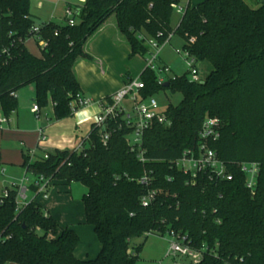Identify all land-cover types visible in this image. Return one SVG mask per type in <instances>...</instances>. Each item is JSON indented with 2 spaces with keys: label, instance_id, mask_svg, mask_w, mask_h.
<instances>
[{
  "label": "trees",
  "instance_id": "16d2710c",
  "mask_svg": "<svg viewBox=\"0 0 264 264\" xmlns=\"http://www.w3.org/2000/svg\"><path fill=\"white\" fill-rule=\"evenodd\" d=\"M260 1L253 8L246 0H203L196 5L183 0H85L76 5V23L70 25L36 24L30 0H0V107L7 115L18 106L12 93L33 85L40 108L51 100L56 120L71 117L72 102L82 95L76 66L81 60H94L87 42L111 15L130 47V57L147 56L146 39L162 45L178 33L184 50L211 65L200 81H191L187 71L168 79V85L159 82L156 71L143 69V97L161 91L182 94L178 104L169 103L165 110L171 123L154 122L145 131V161L128 142L131 128L122 114L108 122L111 136L106 146L101 142L103 130L92 124L80 151L24 155L22 165L31 176L87 188L82 195L86 222L93 226L101 248L95 257H77L80 236L74 228L62 227L36 199L19 207L17 190L6 187L7 195H0V264H137L144 243L135 239L171 232L186 235L193 248L203 251L198 264H264V0ZM176 4H184L185 11L174 28ZM34 26H39L38 32ZM32 36L40 56L26 47ZM207 117L219 120L220 136L210 147L232 179H210L202 173L192 184L175 161L198 146ZM244 162L258 164L254 191L246 184ZM145 175L147 184L139 182ZM30 190L37 187L31 185ZM153 190L155 198L145 206L142 199Z\"/></svg>",
  "mask_w": 264,
  "mask_h": 264
},
{
  "label": "built area",
  "instance_id": "2783aa9c",
  "mask_svg": "<svg viewBox=\"0 0 264 264\" xmlns=\"http://www.w3.org/2000/svg\"><path fill=\"white\" fill-rule=\"evenodd\" d=\"M84 2V1H83ZM174 10L182 14L185 11L184 4L174 5ZM67 22L70 25H74L76 20L74 19L75 11L72 7L66 9ZM34 32L39 31V26L33 27ZM143 38V36H140ZM193 41V40H192ZM149 46V52L146 56V67L156 71L159 76V82L165 83L163 74L171 70L169 66L164 64L161 60L160 50L161 46L154 39H146ZM41 45L45 44V41L40 42ZM185 54L183 58L187 64L189 79L197 82L203 79L201 71L198 67L197 59L187 50H184ZM144 88V83L140 78L128 79L124 86L110 95V99H103L99 102L100 110L94 119L93 124L100 127L103 130L101 135V142L103 145H107L111 136V130H108V122L115 119L119 115H123L126 125L131 128V133L128 136V142L132 150L137 151V154L141 161H145L143 156L144 151L142 149V140L145 131L154 123L170 124L165 111H159V105L153 96L143 97L141 95V89ZM14 96H16L15 93ZM92 103L90 98L84 97L78 94L76 99L72 102L74 111L88 106ZM39 105L34 102L32 105V112L39 116ZM10 115L5 114L0 107V127L5 126L10 121ZM41 138L45 140L46 134L44 129H40ZM220 136L219 120L216 117H207L202 125L200 131V143L195 149H187L183 152V155L175 161V165L182 170L185 174L189 175L190 182L195 184L200 174H207L210 179H227L231 180L232 175L228 173L227 166L223 160L219 158L217 152L210 147V142L215 141ZM88 137V135L86 136ZM84 147V139L81 140L74 148L77 151L82 150ZM46 156V155H45ZM47 157V156H46ZM242 170L247 175V186L254 191L257 177H258V164L244 162L241 164ZM139 182L147 184L149 182L148 176L145 175ZM37 187L36 191H31L30 186ZM52 185L50 179L44 176L33 177L27 172L20 182H13L9 187L17 190V204L19 207L25 205L29 199L28 192L33 193V198L38 196L47 197L48 189ZM7 190L3 192L7 195ZM156 191H149L143 197V204L149 205L155 198ZM169 244L166 252V257L172 258L171 264H198L203 258V251L193 248L186 235L176 234L171 232L169 234Z\"/></svg>",
  "mask_w": 264,
  "mask_h": 264
},
{
  "label": "crops",
  "instance_id": "0c3cea01",
  "mask_svg": "<svg viewBox=\"0 0 264 264\" xmlns=\"http://www.w3.org/2000/svg\"><path fill=\"white\" fill-rule=\"evenodd\" d=\"M62 1L63 0H30V12L35 19L36 24L54 21L56 9ZM83 1L85 0H79L80 3H83ZM67 2L68 7H70L71 4H69V1ZM76 5L78 4H75V6ZM64 21L66 22V18ZM86 50L94 57V60L79 61L76 66V74L81 84L82 95L84 97L90 98L92 100V103L86 107L79 109L71 117L56 120L54 117L53 103L51 102V100H49L48 105L51 110L47 115L45 124H50L48 126L42 127L45 130V134L47 136V139L45 140L49 146V149L47 150L74 149L76 145L81 140L85 139L89 134L94 119L100 110L99 102L112 95L117 90L121 89L126 81L128 79H131V77L129 76L124 77L122 66L125 63H127L128 66L130 65L129 74H131V72H134L135 74H141L143 69L146 67L143 56L136 55L134 57H130V47L124 36L119 32L117 21L114 15H111L100 27L98 32L88 40ZM30 52L36 56L41 55V50L40 52ZM161 60L163 62L162 57ZM113 63L120 65L121 71L118 75L116 74L114 80H109L108 70L112 67ZM32 89L34 90V87H32ZM37 118H41V109ZM11 125H13L14 127L16 125L18 127V110L14 111L11 114L10 121L5 126ZM52 185L55 186L62 184L56 183ZM6 187L9 186H5V188ZM68 188L66 187L64 191H58L55 200L59 203L61 200L63 203L69 205L70 199H73L70 198L68 200V198L63 195V193L70 192ZM48 197L49 193L47 197L38 196L36 200L47 211H49L53 216L56 217L62 227H72L77 231L80 236V242L75 249L76 256L82 259L95 257L100 251L101 245L93 226L86 222L84 204V212L80 210L75 211L73 208H70L68 209L69 213L67 212L66 214L59 215L56 213L55 207L49 205L48 209L44 205L43 200L48 199Z\"/></svg>",
  "mask_w": 264,
  "mask_h": 264
},
{
  "label": "rangeland",
  "instance_id": "374dc122",
  "mask_svg": "<svg viewBox=\"0 0 264 264\" xmlns=\"http://www.w3.org/2000/svg\"><path fill=\"white\" fill-rule=\"evenodd\" d=\"M71 4L70 7L75 11V4H79V0H63L57 7L55 12L54 21L58 24H62L67 18L66 8L68 2ZM189 0H183L186 4ZM202 0H190L191 5H196ZM248 4L256 8L261 4L260 0H246ZM181 14L174 10L172 16V25L174 28L178 25ZM67 21V19H66ZM27 48L30 51L40 52V46L37 43L35 37L27 39ZM148 45V42H146ZM184 39L175 33L170 42L162 44L160 55L163 59V63L170 67V71L167 75L162 76L167 81L174 76L183 75L187 72L188 67L183 58L184 51ZM146 64V56L143 57ZM130 66V65H129ZM127 63L122 66L124 77H131L137 79L140 77L139 74L131 72L129 74L130 67ZM198 67L201 71V76L205 78L211 70L209 62L203 60L198 61ZM121 71L120 65L113 63L112 67L108 70L109 80L116 77ZM33 85H27L20 88L17 91L18 100V127L15 125L0 127V194H2L5 186H10L12 182H19L22 178L26 169L22 166L24 155L33 157L34 152L37 154H44L49 146L45 140H40L41 134L40 129L44 126H48L46 118L50 112L49 105L41 107V118L38 119L36 114L31 111V105L34 103L35 91L32 89ZM159 105V111H165L169 103L178 104L182 99L180 92L171 93L170 91H161L153 95ZM52 122V121H51ZM45 132V130H44ZM66 187L70 191L69 193H63L64 196L70 199V204L67 205L60 200V203L56 201L57 192L65 190ZM87 191V188L78 182H73L70 186L67 185H51L48 189L49 197L44 201V205L49 209V205L56 208V213L59 215L69 213L70 208L75 211L80 210L84 212L83 203L81 201L82 195ZM29 198L33 197L32 192H28ZM30 200V199H29ZM69 203V202H68ZM59 222V221H58ZM170 236L149 234L147 237H141L134 240L135 243H144L140 259L137 264H171L172 258L166 257V252L169 244ZM17 264V263H8Z\"/></svg>",
  "mask_w": 264,
  "mask_h": 264
},
{
  "label": "water",
  "instance_id": "95a60500",
  "mask_svg": "<svg viewBox=\"0 0 264 264\" xmlns=\"http://www.w3.org/2000/svg\"><path fill=\"white\" fill-rule=\"evenodd\" d=\"M165 85H168V82H165Z\"/></svg>",
  "mask_w": 264,
  "mask_h": 264
}]
</instances>
